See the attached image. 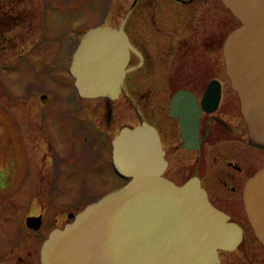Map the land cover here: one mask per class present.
I'll list each match as a JSON object with an SVG mask.
<instances>
[{
  "label": "rangeland",
  "instance_id": "obj_1",
  "mask_svg": "<svg viewBox=\"0 0 264 264\" xmlns=\"http://www.w3.org/2000/svg\"><path fill=\"white\" fill-rule=\"evenodd\" d=\"M196 1L201 0L192 5L174 0H134L136 5L132 0H0V152L6 150L10 164L9 177L0 186V264H39L42 233L26 227V216L41 212L50 222L64 218L126 183L116 178L109 165L111 153L99 144L103 134L109 141L119 127L140 125L138 110L158 121L167 100L163 95L183 85L176 79L204 80L224 66L221 44L208 52L187 46L180 52L176 47L173 64L164 74L169 80L166 86L163 68L157 63L154 76L146 64L141 80L129 74V83L130 77L136 80L126 86L129 98L120 96L114 103L76 101L68 67L82 34L98 25L117 28L135 7L123 28L140 29L148 43L136 37L138 43L156 58L161 46L152 32L155 22L166 30L169 25L173 28L170 21L175 22L180 41L190 42L200 33L193 26L204 13L200 9L195 15ZM211 3L217 12L212 10L215 24L212 21L208 33L216 42L239 22L229 11L219 12L220 1ZM206 63L210 72H201ZM196 69L201 79L191 76ZM61 121L67 124L65 133ZM85 124L95 126L99 143L89 136ZM219 257L220 264H264V248L249 234L240 247Z\"/></svg>",
  "mask_w": 264,
  "mask_h": 264
},
{
  "label": "water",
  "instance_id": "obj_2",
  "mask_svg": "<svg viewBox=\"0 0 264 264\" xmlns=\"http://www.w3.org/2000/svg\"><path fill=\"white\" fill-rule=\"evenodd\" d=\"M220 1L240 22L224 42L226 75L250 140L264 145V0ZM131 9L117 28L96 26L80 40L69 69L80 97L118 98L134 51L123 30ZM213 87L205 98L215 107L219 89ZM194 100L182 90L171 98L170 115L180 119L184 141L197 137L200 110ZM112 164L127 184L53 229L41 245L40 264H219V250L239 245L242 229L210 204L199 180L178 186L162 176L164 150L152 125L141 121L120 129L112 141ZM242 199L264 248V167L246 181ZM39 220L27 218V226L37 230Z\"/></svg>",
  "mask_w": 264,
  "mask_h": 264
},
{
  "label": "flooded vegetation",
  "instance_id": "obj_3",
  "mask_svg": "<svg viewBox=\"0 0 264 264\" xmlns=\"http://www.w3.org/2000/svg\"><path fill=\"white\" fill-rule=\"evenodd\" d=\"M138 1L139 0H137L136 3H138ZM174 1L179 4H188L191 2V5L194 2V0ZM214 1L215 0H201L196 1L197 5H193L194 11L197 7L195 15L200 9L204 15L197 22H195L193 28L198 30L200 33L193 36L190 39V42L180 41L177 37L178 29L175 28V25H177L175 22L170 21V23L173 24V28H171V25L167 26L168 28L173 29L174 32L170 29L166 30L165 28H160L157 26V22H155L156 28L152 24V27L155 28L154 31L156 32V30H158V34H156L153 30L152 32L158 37L159 44L161 46V53H159L156 58L147 52L145 44L138 43V38L136 39V37H141L146 41V43H148L147 37L143 34L141 35V31H139L140 29L138 30L135 27H132L131 29L123 28L130 44L134 48V51L130 50V58L127 66L128 69H131L130 71H127L125 75L123 89L116 100L111 101L104 98L99 99L104 100L106 103H114L120 99V96L129 98V92L126 91V86H131L132 81H136V77L139 81L141 80V76H145L146 73L143 69H145L146 64L149 66V73L156 69L157 63L158 66L163 68L161 76L162 82L166 86L169 80L164 78V74L173 64V60L177 53L176 47L177 50H180V52L181 49H183V46H187V48L190 49L194 48L195 50L202 49V51L208 52L214 48V45L217 46L221 44L220 51L222 53L224 41L231 30H228L226 34L216 39V42H214L212 33H208L211 30L210 27L213 26L212 21H214L212 18V10L217 12L216 9H213L214 4L211 3ZM133 2L134 0H132V3ZM165 5L169 4L166 3ZM216 7L218 6L216 5ZM134 8L135 7H133L132 11ZM217 9L219 12L221 11L224 13V10L228 12V9H226L224 5L223 9ZM193 19L194 16L192 15L190 21L191 24H193ZM129 30L132 31V33ZM0 31H3L2 28ZM132 61H134V63H132ZM207 64L208 63L204 65L201 72H210L207 68ZM221 71L222 73L220 74ZM215 72L216 74L212 71L209 78L200 81L197 79H181L180 81L179 79H176L178 83L183 85H179L168 94L169 96L165 94L163 95V97H167V100L158 121L153 122L148 119L142 111L138 110L140 114L139 121L140 123L141 121L149 123L158 132L166 160V168L163 172V176L177 185H182L190 179L199 180L210 203L216 209L226 214L229 217L230 222L237 224L242 229V240L238 245V247H240L249 234H251L252 238L257 241L253 230H251L249 226L250 231L248 232L247 230V225L250 224H248L249 222L244 211L242 192L246 181L259 169L264 167V146L255 144L249 139L247 126L240 110L239 98L231 87L230 80L226 75L225 66L220 65ZM132 73H134L135 79L130 77L129 83V74L132 75ZM153 73L155 76L156 72L153 71ZM191 76L198 77L200 79L202 78L198 69H196ZM175 84L176 83H174V85ZM213 86L219 89V99L215 107H213L214 105L210 103L211 101L208 97H206L203 103L205 95H210L214 91ZM179 90L191 93L195 98L194 103L200 110L196 127L197 137L194 139L187 138L190 139L189 141L183 140L181 131L183 126L180 119L170 115L172 95ZM75 99L76 101L83 100L78 95L75 96ZM183 108L186 109L187 107L184 106ZM211 108L214 109H212V111H208ZM63 123L64 122L61 121L59 126L61 125V130L65 133L67 131V124ZM90 124H85V128H90L91 132L89 133V136L92 137L93 141L98 142L96 139L97 135L94 133L95 126ZM185 125L188 126V122L185 121ZM123 127L125 126L119 127L115 135H117L119 130ZM2 132V129H0V136ZM104 133L109 135L107 132ZM86 136H84V138L88 139V136ZM113 138L108 141L103 134L101 143H98L101 144L104 149L108 148L111 153V141ZM169 141L170 146H168ZM83 144L85 145L86 143L84 142ZM5 152L6 150L3 153L0 152V186L3 185L4 178L9 177V155H6ZM63 213H65V211H63ZM69 214L70 213L68 212L64 218H60L61 220L55 218L51 222L50 220L47 221V218L44 217V214L41 212H38L37 214L31 213L26 216V218L40 217V227L37 230H40L42 233L40 237L43 242L53 229H62L66 223L71 220L68 217ZM246 250L249 251V244L246 245ZM222 253L227 254L229 252L221 251L219 254Z\"/></svg>",
  "mask_w": 264,
  "mask_h": 264
},
{
  "label": "bare ground",
  "instance_id": "obj_4",
  "mask_svg": "<svg viewBox=\"0 0 264 264\" xmlns=\"http://www.w3.org/2000/svg\"><path fill=\"white\" fill-rule=\"evenodd\" d=\"M226 8V7H225ZM224 66H225V63H224ZM226 70V69H225ZM125 78V77H124ZM123 81H124V79H123ZM230 83H231V81H230ZM236 94H237V92H235ZM237 96H238V94H237ZM119 97V96H118ZM245 121V120H244ZM164 160H165V157H164ZM166 161V160H165ZM165 168H166V166H165ZM262 169V168H261ZM260 170V169H259ZM163 176V175H162ZM164 177V176H163ZM165 178V177H164ZM189 181V180H188ZM187 181V182H188ZM186 183V182H185ZM184 183V184H185ZM177 185V184H176ZM183 185V184H182ZM178 186H181V185H178ZM118 189V188H117ZM215 208V207H214ZM226 215V214H225ZM227 216V215H226ZM228 217V216H227ZM229 218V217H228ZM248 219V218H247ZM249 222V221H248ZM242 240V239H241ZM238 247V246H237ZM222 250H219L218 251V256H219V253L221 252ZM226 252H228V251H226ZM219 259H220V257H219ZM221 261V260H220ZM220 264V263H219Z\"/></svg>",
  "mask_w": 264,
  "mask_h": 264
},
{
  "label": "trees",
  "instance_id": "obj_5",
  "mask_svg": "<svg viewBox=\"0 0 264 264\" xmlns=\"http://www.w3.org/2000/svg\"><path fill=\"white\" fill-rule=\"evenodd\" d=\"M1 181V180H0Z\"/></svg>",
  "mask_w": 264,
  "mask_h": 264
}]
</instances>
